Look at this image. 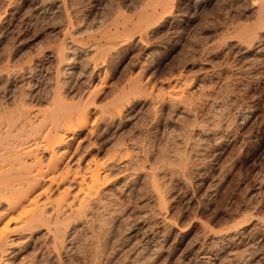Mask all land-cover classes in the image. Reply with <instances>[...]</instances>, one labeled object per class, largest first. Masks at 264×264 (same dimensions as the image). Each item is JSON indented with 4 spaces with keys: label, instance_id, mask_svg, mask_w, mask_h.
Here are the masks:
<instances>
[{
    "label": "rangeland",
    "instance_id": "obj_1",
    "mask_svg": "<svg viewBox=\"0 0 264 264\" xmlns=\"http://www.w3.org/2000/svg\"><path fill=\"white\" fill-rule=\"evenodd\" d=\"M251 1L167 0L143 23V0H0V113L32 122L56 96L87 103L66 155L114 165L104 205L66 221L63 245L38 227L11 237L8 264H264V41L247 39L264 25ZM101 20L120 37L94 53ZM185 80L190 98L171 103Z\"/></svg>",
    "mask_w": 264,
    "mask_h": 264
},
{
    "label": "bare ground",
    "instance_id": "obj_2",
    "mask_svg": "<svg viewBox=\"0 0 264 264\" xmlns=\"http://www.w3.org/2000/svg\"><path fill=\"white\" fill-rule=\"evenodd\" d=\"M165 1L167 0H143L138 6L141 9L138 11V17H141L143 23L151 22L158 12V6L163 8ZM251 3L256 7L257 24L263 22L264 25V0H252ZM104 21L98 22V31L101 35L105 34L106 39L92 43L91 50L94 53H98L101 48L120 37L119 32L111 31ZM141 21L140 24L143 25ZM124 22L125 19L122 23L127 24ZM113 23L117 25L121 22L117 17ZM126 30L125 27V32ZM247 39L251 42L256 39L255 42L262 43L264 34L261 30H252ZM186 80L183 85H178V88L169 90L167 99H170L171 103L174 100L175 103L179 98L181 102L190 98L183 99L184 88L188 85ZM132 81L134 82V79ZM135 82L132 84L137 90L140 89V86L137 87L139 82ZM64 101L59 96L54 97L51 109H38L33 112L32 122H28L30 112L24 110L2 111L3 115L0 113V264L9 263L5 255L19 239L11 237L43 226L55 244L63 245L68 238L66 221L73 218L80 220L89 213L92 215L94 209L103 204V187L110 178L114 165L108 162L109 159L103 163L88 160L82 165L81 154L74 156L73 152L69 156L66 155L70 149L67 140L88 124L91 111L87 103L86 106L80 107L66 104ZM121 101L116 104L118 107L125 106L126 101ZM116 105H111L114 107L110 106L111 108L105 111V108L101 109V118L107 112L116 110L121 113V109L125 110V107L120 109Z\"/></svg>",
    "mask_w": 264,
    "mask_h": 264
}]
</instances>
